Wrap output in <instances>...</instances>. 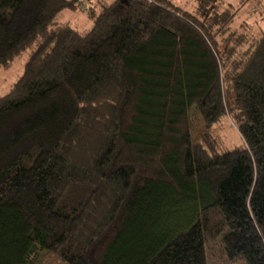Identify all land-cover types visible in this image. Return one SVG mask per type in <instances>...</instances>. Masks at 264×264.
<instances>
[{"label": "trees", "instance_id": "trees-1", "mask_svg": "<svg viewBox=\"0 0 264 264\" xmlns=\"http://www.w3.org/2000/svg\"><path fill=\"white\" fill-rule=\"evenodd\" d=\"M248 1L0 0V66L26 55L0 95V264H208L211 241L264 264V29L230 32ZM79 6L87 28L56 20ZM224 115L242 145L212 153Z\"/></svg>", "mask_w": 264, "mask_h": 264}, {"label": "rangeland", "instance_id": "rangeland-1", "mask_svg": "<svg viewBox=\"0 0 264 264\" xmlns=\"http://www.w3.org/2000/svg\"><path fill=\"white\" fill-rule=\"evenodd\" d=\"M83 0L82 4H85ZM174 3L180 5L183 9L194 11L195 0H173ZM87 3L88 0H87ZM86 3V5H87ZM240 5L239 0H219L217 9L236 8ZM80 8L75 10L61 11L56 20L61 22H69L78 29L83 30L89 26V20L85 12ZM264 29V0H250L240 6L237 15L231 25L230 32L233 38L243 36L257 37L261 30ZM246 45H241L238 50L244 49ZM236 51V52H237ZM26 55H20L13 59L11 63L6 66H0V95L5 94L12 83L22 73L23 65ZM190 119L194 129L195 135L199 136V131L203 129L201 120L193 111L190 112ZM208 135L212 139L214 145L211 147V152H222L225 150L237 148L242 145V138L238 132L237 125L228 115L220 117V119L210 127ZM211 141V140H210ZM214 241L208 244V264H220L212 255L211 251L214 247ZM40 264H58L55 257H44Z\"/></svg>", "mask_w": 264, "mask_h": 264}]
</instances>
